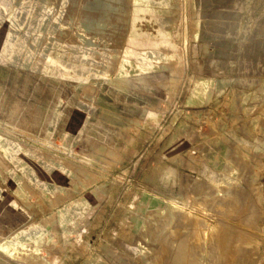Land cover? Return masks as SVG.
I'll list each match as a JSON object with an SVG mask.
<instances>
[{"label":"rangeland","instance_id":"374dc122","mask_svg":"<svg viewBox=\"0 0 264 264\" xmlns=\"http://www.w3.org/2000/svg\"><path fill=\"white\" fill-rule=\"evenodd\" d=\"M0 92L1 264H176L171 197L264 264V0H0Z\"/></svg>","mask_w":264,"mask_h":264},{"label":"bare ground","instance_id":"6f19581e","mask_svg":"<svg viewBox=\"0 0 264 264\" xmlns=\"http://www.w3.org/2000/svg\"><path fill=\"white\" fill-rule=\"evenodd\" d=\"M97 7H103L105 8V5H97ZM37 17V16H36ZM34 18L33 21L34 23L37 21V18ZM37 24V22L35 23ZM99 27L103 28L102 26L106 25V22L98 23ZM55 26V25H54ZM167 65V64H166ZM28 81L27 79H25ZM177 80V79H175ZM43 82V81H41ZM174 82V81H173ZM176 82V81H175ZM174 82V83H175ZM197 82V81H196ZM44 83V82H43ZM41 83V85L43 84ZM173 83V84H174ZM200 83H202L200 81ZM171 84V85H173ZM204 84V83H203ZM40 85V87H41ZM177 85V84H176ZM174 86V85H173ZM37 87L36 94L43 98V101L46 102V97L42 95L41 93V88ZM205 87V86H204ZM1 93V92H0ZM200 94V93H199ZM204 95V94H203ZM21 96V95H20ZM205 98V97H204ZM189 102V101H188ZM12 110H15V106L12 107ZM227 139V138H226ZM102 147V146H101ZM104 147V146H103ZM106 148V147H104ZM103 148V149H104ZM106 151V150H105ZM103 152V151H102ZM240 152V151H239ZM104 153V152H103ZM238 157V156H237ZM238 162V161H237ZM257 163V162H256ZM259 163V161H258ZM261 163V162H260ZM259 163V165H260ZM246 164V163H245ZM257 165V164H256ZM262 165V164H261ZM260 165V166H261ZM237 167V166H236ZM258 167V166H257ZM261 168V167H260ZM264 168V167H262ZM261 168V169H262ZM259 169V170H261ZM212 170V168H211ZM223 173V171H222ZM226 173V172H225ZM260 174V172H259ZM261 175V174H260ZM230 176V175H229ZM233 178V177H231ZM239 178V177H238ZM257 178V177H256ZM259 178V177H258ZM255 179V178H254ZM194 180V179H193ZM202 180V179H201ZM209 180V179H208ZM258 181H260L258 179ZM262 182V181H261ZM260 182V183H261ZM184 183V182H183ZM214 183V182H213ZM263 183V182H262ZM201 184V183H200ZM207 184V183H206ZM251 184V183H250ZM259 184V183H258ZM208 185V184H207ZM233 185V184H232ZM185 186V185H184ZM250 186V185H249ZM211 187V186H210ZM187 188V187H186ZM193 188V187H191ZM215 188V187H214ZM213 188V189H214ZM233 188V187H230ZM184 189V188H183ZM182 189V190H183ZM217 189V188H216ZM234 189V188H233ZM245 191V190H244ZM186 192V191H185ZM184 192V193H185ZM199 192V191H198ZM230 192V191H229ZM187 193V192H186ZM235 193V192H234ZM194 194V193H193ZM163 195V194H162ZM200 195V194H199ZM235 195V194H234ZM172 201L174 203L171 204V207L174 210L177 211H185V214L181 217L182 221L186 222L192 218L193 219V228H192V239H189V237L184 234L185 232V227H182V232L183 234L181 235L179 239V244H178V253H177V260L174 261L173 263L176 264H197L198 262V257H204L205 262L203 264H245L247 262V258H244V252L246 251L243 248H238L236 249V246L233 245V235L231 234L230 230L229 231H224L222 236H221V230L222 226L226 223V220L224 217H220L219 214L214 213L213 215L217 217L216 221L213 222H208L206 219H200L198 218V215L195 214L194 209H197L198 206L200 205H195L188 203L180 198L176 197H171ZM206 199V198H204ZM209 199L207 200V202ZM225 201V200H224ZM206 202V203H207ZM198 203V202H197ZM202 205V201L200 202ZM199 203V204H200ZM13 202L5 195L3 190L0 189V234H5L4 233V228L6 225H16L13 222H11L8 219V213H12V217L16 218V213H20L23 216H26L25 212L23 210H20L18 208L13 207ZM155 204V203H153ZM220 205V204H219ZM145 206V205H144ZM203 206V205H202ZM188 208L189 210H184V208ZM204 207V206H203ZM213 207V206H212ZM216 207V206H215ZM160 209H165L162 206L158 207ZM199 208V207H198ZM166 210V209H165ZM218 210V209H217ZM216 210V211H217ZM133 212V211H132ZM179 213V212H178ZM210 213V211H209ZM177 214V213H176ZM210 215V214H209ZM219 215V216H218ZM136 217V216H134ZM176 217V216H175ZM157 218V217H156ZM191 221V220H190ZM20 222V221H18ZM134 223V222H133ZM240 224V223H239ZM225 226V225H224ZM159 227V226H158ZM175 229V228H174ZM177 229V228H176ZM221 229V230H220ZM189 230V229H188ZM186 229V231H188ZM168 231V230H167ZM190 232V231H189ZM159 235V234H158ZM162 235V234H160ZM164 236V235H163ZM201 236V237H199ZM158 237V236H157ZM162 238V236H160ZM200 238V239H199ZM157 239V238H156ZM159 239V238H158ZM211 239V240H209ZM153 240V239H152ZM160 240V239H159ZM189 240H193V243L189 242ZM155 241V240H153ZM166 245V244H165ZM14 245L13 242H6L2 243L0 245L1 250L6 254V255H13L14 254ZM151 247V246H150ZM235 247V248H234ZM236 249V250H235ZM152 251V250H150ZM157 252V251H155ZM166 252V251H165ZM168 252V251H167ZM173 255V254H172ZM168 256V254H167ZM203 259V261H204ZM169 263V262H168ZM1 264V263H0Z\"/></svg>","mask_w":264,"mask_h":264},{"label":"crops","instance_id":"0c3cea01","mask_svg":"<svg viewBox=\"0 0 264 264\" xmlns=\"http://www.w3.org/2000/svg\"><path fill=\"white\" fill-rule=\"evenodd\" d=\"M205 6H207V5H205ZM205 15L207 16V12L205 13ZM177 18H178L177 19V24L174 27L175 28L174 33H175V39L180 41V43H179L180 48L176 52L180 56V60H181V62H180L181 64H179V66H180L179 70H180V73H181L180 74V82L181 83L179 84V87L184 88L186 86V84H185L186 81H184V83H183L182 78L185 77L186 75H188L191 72V70L187 69V67H186V64H187V57L186 56H187V54H189V52L191 50V55L192 56H196L197 52H198V53H200V56H206L207 57V55L211 54L212 47H211V44L208 42V39L210 40L211 37L210 38L209 37H207V38L205 37V39H204L202 36L199 37V35H197L198 32H196V34H195L196 38H199L200 41H203V42H200V44L197 43L196 44L197 47L194 45L193 49H191L192 46L190 48V44L188 45V43L192 42V40H194V37H192V33L193 32L188 31V28L186 27L187 26L186 21H188V19H187L186 15L183 12L182 3L179 6V16ZM209 18H212V17H209ZM199 34H201V33H199ZM194 48H195V51H194ZM195 59H196V57H195ZM206 60H207V58H206ZM193 96H194L193 93L190 94V96H188L187 103H188V101L192 102Z\"/></svg>","mask_w":264,"mask_h":264}]
</instances>
